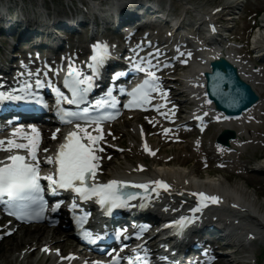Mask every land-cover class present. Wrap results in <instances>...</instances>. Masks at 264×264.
Segmentation results:
<instances>
[{
  "label": "snow or ice",
  "instance_id": "obj_1",
  "mask_svg": "<svg viewBox=\"0 0 264 264\" xmlns=\"http://www.w3.org/2000/svg\"><path fill=\"white\" fill-rule=\"evenodd\" d=\"M215 29L213 28V31ZM92 55L88 67L98 73L100 67L106 63V60L110 57L109 46L103 42L96 43L92 46ZM191 56L189 52L187 54ZM187 62V61H183ZM133 67L138 72L146 74V78L142 83L132 88L130 92L126 94L132 99L125 105V107L131 108L133 106H143L148 103L151 98V94L159 90V81L156 76L154 68H158V65L151 63V54L146 59L140 60L139 63H134ZM116 78L126 75L123 72L115 74ZM219 80H223V77H219ZM92 76H81L79 70L75 69L72 64H69V75L64 80V86L71 91L72 98L69 100L64 96L59 89H55L57 93V105L61 100H67L69 104H82L86 101L87 94L94 87ZM41 81L36 80V86H41ZM30 86L25 85L24 89H21V94L17 95L14 92L0 91V102L3 101H24L35 102L47 108L48 105L42 100L41 97L28 90ZM214 89H220L221 84H214ZM112 89H109L106 93L108 99H101L96 102V106L103 107L105 105L115 109L118 100L112 95ZM121 93H124V89H119ZM238 102V100H233ZM211 103V101H208ZM57 116L62 121L69 124L73 121H79L81 118H85L90 124L99 126L106 120L114 119L115 116L112 113L105 112L102 115L92 116L85 109L83 112H70L57 108ZM119 115V113H115ZM76 131L69 132L65 138V142L60 145L59 152L55 158L56 174L47 175L41 177L40 168L37 162V145L39 143V130L33 125L32 133L34 135H25L24 139L28 143H17L15 140H8L7 144L10 146L5 151H11L12 147L16 149H27L29 151L31 161L25 156L10 155L8 160L10 163L4 164L0 167V202L6 204L10 210V214L17 216L21 220H39L44 216V213L48 210L47 203L44 200L43 193L45 191L41 184V180L48 182V189L51 191L53 197L57 196L58 189H70L78 194L79 199L86 200L91 197H96V203L101 205L110 214L113 209H127L131 207L128 201L135 198L139 193H129L127 196L120 194L119 189L126 186V181L110 180L106 184L89 183L96 175V161L100 159L97 155L98 151H103V148H98V141L103 139L102 129L97 127V135H92L88 132L86 127H82L81 124L76 123ZM20 132L19 129L13 133L17 135ZM5 141L0 140V145H3ZM145 149H148L145 144ZM150 151V150H149ZM155 155V153H152ZM51 159L48 163H52ZM154 185L151 189L152 192H157L160 189L167 190L170 186L163 180H155L152 182ZM136 188L147 189V184L134 185ZM199 198L200 205L197 208L191 209L193 213L200 210V207L207 206L208 203L216 204L220 198L216 195H209L204 192L193 193ZM7 196V200L4 197ZM60 201H57L52 208V212H56L60 208ZM147 205L141 204L140 207H146ZM73 207L75 205L73 204ZM85 217H76L75 221L77 225H82ZM199 217H181L180 221L173 222L178 228V235H182L183 230L193 225ZM144 231L143 228L140 229ZM116 236L121 235L120 231H117ZM82 236L90 243H95L93 234L86 229H82ZM47 251V249H45ZM74 259V257H70ZM101 264V262H97ZM115 264V261L112 262Z\"/></svg>",
  "mask_w": 264,
  "mask_h": 264
},
{
  "label": "bare ground",
  "instance_id": "obj_2",
  "mask_svg": "<svg viewBox=\"0 0 264 264\" xmlns=\"http://www.w3.org/2000/svg\"><path fill=\"white\" fill-rule=\"evenodd\" d=\"M3 0H0L2 3ZM21 3H29L28 8L22 7L15 11L16 14H20L24 16L26 15V19H20L18 21L17 16L12 19L13 10H2V6H0V12L4 16L3 25L5 27L13 28L15 25H20L21 27L27 29L29 26L33 25L35 28H40L43 32L39 33H22L23 36H36L43 39L44 44L39 45V49H46L50 47L51 42H45L46 39H58V32H56L59 28L60 30L65 29L66 26L60 23L62 18L61 15L56 13L55 18L50 19L49 15L46 17L48 20L44 19V12L47 10L43 8L42 4L39 2H35L34 0H20ZM42 2V0H41ZM131 2L136 6L139 3L137 0H131ZM214 3V0H205L203 2H199L195 4L194 10L196 14L200 16H206L210 19L212 16L216 15H228V12L231 10V7L234 4L226 3V0L219 2L217 5L212 8L205 9L200 5L209 6ZM22 6V5H20ZM26 11L25 13L21 11ZM51 14L50 11H48ZM119 22V19L116 20ZM264 22V18H263ZM68 25V24H67ZM45 28V29H44ZM264 29V27H262ZM262 35V34H261ZM260 40L264 42V36L260 37ZM53 46V45H51ZM247 68V66L245 65ZM204 68L203 66H195L186 71V73L182 77V87L185 92L193 99H195V106H193L190 110V115L192 116L197 109L202 107H207L208 105L205 103L204 98L201 94L200 90V71ZM243 74L251 79V73H247L243 70ZM260 107V103L254 106L252 109L244 113L242 117L239 118H224L221 119L218 125V129L223 127H230L236 129L235 127H240L241 129L238 131V136L235 140L232 141L230 147L234 144L237 145L240 143L242 138V132L245 131L244 124L246 123L248 118L254 117L253 111ZM264 120V116L262 117V121ZM262 129V128H261ZM134 131H139L138 129H134ZM198 148L202 147L200 141L197 140L195 142ZM152 151H149V155L152 158H156L155 155L152 154ZM220 154H217L216 157L219 158ZM185 163V162H184ZM182 163V164H184ZM264 163V162H262ZM154 172L158 174H162L164 176L169 177L170 187L167 192L157 199L158 206L162 211L161 213H166L164 211H176L184 206V202L186 199V195H188L191 189L194 186H204L211 191H216L220 197V211L224 215V223L227 224L233 231H235V235L233 238L235 240H239L241 242L249 241V239L254 238L255 235L260 232L261 237L264 238V202L258 201L257 195L255 192L249 189V186L244 181H234L229 182L228 179L224 177H215L210 179H203L192 169L186 167H158L154 169ZM200 177V178H199ZM187 205V204H186ZM226 233H228L226 231ZM50 244V243H47ZM46 244V245H47ZM44 245V246H46ZM58 246H63L65 249L67 248L66 244H57ZM50 246V245H48ZM52 246H50L51 248ZM65 264H73L72 262Z\"/></svg>",
  "mask_w": 264,
  "mask_h": 264
},
{
  "label": "rangeland",
  "instance_id": "obj_3",
  "mask_svg": "<svg viewBox=\"0 0 264 264\" xmlns=\"http://www.w3.org/2000/svg\"><path fill=\"white\" fill-rule=\"evenodd\" d=\"M196 1H201V0H196ZM218 2L216 1L214 4H217ZM249 23V22H248ZM251 23V22H250ZM235 32L239 35L240 33H241V26H239L236 30H235ZM124 129L126 130V134L125 135H128L129 137L130 136H132L133 135V133L131 132V129H132V123L130 122V123H127L126 124V126H123V125H121L119 128H118V131H124ZM213 132H214V128H212L211 130H210V133H208L207 135H206V137L208 138V137H210L212 134H213ZM126 144L128 145V143H127V141H126ZM134 152L136 153L137 151L136 150H134ZM128 155H129V160H131L132 161V159H133V153H130V152H126ZM170 153V155L171 154H173L172 152H169ZM182 154H184V151H182ZM174 155V154H173ZM196 157L195 156H193V160L190 162V164H189V166H190V168H195L196 166H197V163H196ZM172 162H174V163H176L174 160H172ZM243 164H245V162H243ZM117 166H120V164L119 163H116V166L115 167H117ZM215 175V174H214ZM263 183H264V181H263ZM252 190H255V191H257V192H260V191H263L262 190V188L261 187H259V185H257V186H253V188H251ZM260 194H264L263 192L262 193H260ZM261 197V196H260ZM263 198H264V196H263ZM260 200H263L264 201V199H262V198H260ZM16 245V242L14 241V240H9V241H7L5 244H3L2 246H1V248H0V254L2 253V252H4V251H8L9 252V250H11L12 248H14V246ZM1 259H11V260H14L15 259V256H13V255H10V254H8V255H5V256H2L1 257ZM263 262H261V259L260 260H257V263L256 262H253L252 264H262ZM0 264H1V261H0Z\"/></svg>",
  "mask_w": 264,
  "mask_h": 264
}]
</instances>
